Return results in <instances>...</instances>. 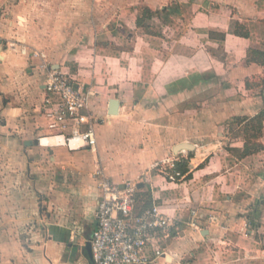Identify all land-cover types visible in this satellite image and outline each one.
Listing matches in <instances>:
<instances>
[{
    "label": "crops",
    "instance_id": "1",
    "mask_svg": "<svg viewBox=\"0 0 264 264\" xmlns=\"http://www.w3.org/2000/svg\"><path fill=\"white\" fill-rule=\"evenodd\" d=\"M250 49L264 52V0H0V264H72L70 252L91 264L97 164L178 222L150 264H264V150L240 155L237 120L264 109ZM42 62L89 92L104 119L94 152L38 140ZM249 142L264 145V120ZM181 143L191 149L174 153ZM168 158L187 160L189 176L168 181L156 167Z\"/></svg>",
    "mask_w": 264,
    "mask_h": 264
},
{
    "label": "built area",
    "instance_id": "2",
    "mask_svg": "<svg viewBox=\"0 0 264 264\" xmlns=\"http://www.w3.org/2000/svg\"><path fill=\"white\" fill-rule=\"evenodd\" d=\"M33 55L44 58L36 51ZM41 67L46 73L40 109L43 134L38 140L46 136L61 137L63 145L71 150L82 148L94 152L96 127L104 119L90 109L89 92L74 84L60 68H48L45 62ZM178 161V158H168L156 167L168 181L177 182L184 177L177 168ZM92 176L98 189L95 226L90 237L92 264H150L164 256L165 244L178 231V222L157 204L144 209L138 207V181L116 183L100 164ZM198 218V213L192 212L188 225L198 230Z\"/></svg>",
    "mask_w": 264,
    "mask_h": 264
},
{
    "label": "trees",
    "instance_id": "3",
    "mask_svg": "<svg viewBox=\"0 0 264 264\" xmlns=\"http://www.w3.org/2000/svg\"><path fill=\"white\" fill-rule=\"evenodd\" d=\"M143 12L144 13H143L142 17L137 18L136 24L138 26H142L144 24L143 19L151 17V15L154 13L148 9L143 10ZM231 32L233 34H236V35L242 36V37H248V35H249L248 29L246 27H244L243 25H240L238 23H234V22H232V24H231ZM249 57H250V59H249ZM253 57L254 58L258 57L257 60L262 65H264V52H259V51L253 50V49L248 50V60L253 59ZM262 101H263V105H264V96H263ZM237 120L244 122V133L246 134V141L244 144L243 151L241 152L240 155L246 156V155L252 154L254 152L264 150L263 144H261V143L250 144V142H249V138H256V137L260 136V134H261L262 127H263V120H264V109L252 118H243V119H237ZM190 156H191V153H188V159ZM177 168L180 171V173L186 174V177L189 176L187 160H184V159L179 160L177 162ZM145 199H146L145 201L143 200V202H141V199L139 200L138 194H137V205L140 209H144V208L151 206V200H150L149 196H147Z\"/></svg>",
    "mask_w": 264,
    "mask_h": 264
},
{
    "label": "water",
    "instance_id": "4",
    "mask_svg": "<svg viewBox=\"0 0 264 264\" xmlns=\"http://www.w3.org/2000/svg\"><path fill=\"white\" fill-rule=\"evenodd\" d=\"M118 113V100L117 99H111L109 101V109L108 114L109 115H116ZM32 141H28L29 144H31ZM35 144H37V140L33 141ZM188 148L191 149V145H187L186 143L177 144L173 148V152L177 153L180 149ZM84 250L86 251L90 262H91V248H90V241H88L84 247ZM92 264V262H91Z\"/></svg>",
    "mask_w": 264,
    "mask_h": 264
},
{
    "label": "rangeland",
    "instance_id": "5",
    "mask_svg": "<svg viewBox=\"0 0 264 264\" xmlns=\"http://www.w3.org/2000/svg\"><path fill=\"white\" fill-rule=\"evenodd\" d=\"M102 166V165H101ZM260 198H262V197H260ZM261 202H263V200H261ZM263 207H264V204L262 205ZM259 208H260V206L258 207L257 206V208H255V209H258L259 210ZM71 253V252H70ZM69 253V256H68V259L70 258V262H72V264H75L73 261H74V259H75V257H74V254H70Z\"/></svg>",
    "mask_w": 264,
    "mask_h": 264
},
{
    "label": "bare ground",
    "instance_id": "6",
    "mask_svg": "<svg viewBox=\"0 0 264 264\" xmlns=\"http://www.w3.org/2000/svg\"><path fill=\"white\" fill-rule=\"evenodd\" d=\"M54 141V140H53Z\"/></svg>",
    "mask_w": 264,
    "mask_h": 264
}]
</instances>
